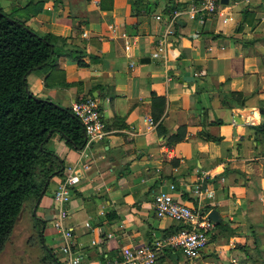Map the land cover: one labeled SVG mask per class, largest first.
<instances>
[{
	"label": "crops",
	"instance_id": "0c3cea01",
	"mask_svg": "<svg viewBox=\"0 0 264 264\" xmlns=\"http://www.w3.org/2000/svg\"><path fill=\"white\" fill-rule=\"evenodd\" d=\"M95 1L101 2L0 0L4 12L58 39L50 85L38 68L26 78L29 92L65 108L88 97L101 104L108 135L91 146L89 170L72 191L64 221L83 263L113 264L127 246L166 238L176 223L158 218L152 202L173 183L178 201L211 207L215 224L224 225L215 226L198 259L186 263L180 251L166 248L156 264H264V0H230L203 19L180 16L167 61L153 56L157 39L168 16L194 0H161L160 12L150 9L158 0H112L106 10ZM31 2L42 9L29 17L40 6ZM230 92L244 96L243 107L223 102ZM153 95L166 99L167 135L147 121ZM182 126L184 140L166 145ZM45 147L64 171L79 158L57 133ZM202 173L214 195L200 202L189 188ZM62 177L52 178L39 201L25 203L9 239L18 228L16 245L30 246L40 223L39 241L54 247L55 264L62 238L53 226L52 194Z\"/></svg>",
	"mask_w": 264,
	"mask_h": 264
},
{
	"label": "trees",
	"instance_id": "16d2710c",
	"mask_svg": "<svg viewBox=\"0 0 264 264\" xmlns=\"http://www.w3.org/2000/svg\"><path fill=\"white\" fill-rule=\"evenodd\" d=\"M100 3L106 10L111 7L112 0ZM39 5L29 17L41 11L42 4ZM57 41L50 33H36L25 20L7 14L0 7V254L25 203L37 201L52 178L64 174L63 161L45 147L50 137L57 133L76 150L85 143L83 126L72 108L37 98L28 90L26 78L38 68L46 73L50 85L56 67ZM62 85L68 86L63 82ZM244 101L241 93L230 92L228 100L223 102L243 107ZM165 108V97L153 95L151 119L160 135H167L162 123ZM186 132L185 126L179 127L176 133L167 136L166 145L183 141ZM205 137L210 138L207 134ZM210 211L211 207H203V212ZM223 225L215 224L217 227ZM180 228L176 224L170 234ZM38 234L42 236L40 229ZM188 262L191 260L186 259Z\"/></svg>",
	"mask_w": 264,
	"mask_h": 264
},
{
	"label": "built area",
	"instance_id": "2783aa9c",
	"mask_svg": "<svg viewBox=\"0 0 264 264\" xmlns=\"http://www.w3.org/2000/svg\"><path fill=\"white\" fill-rule=\"evenodd\" d=\"M237 1L250 2V0ZM94 3L98 6L100 2L95 1ZM221 3V0H197L190 3L185 9L173 11L168 16L165 31L157 39V50L153 54L154 58L167 61L168 48L171 38L175 36V27L180 16L185 14L190 20H195L198 17L203 19L206 16L213 15ZM156 18L160 19L159 16ZM228 21L231 22L233 19L229 18ZM72 110L83 126L85 143L78 150V160L64 171L63 177L52 194L53 210L56 211L53 226L62 238V243L57 249V253L61 256L60 264H84L83 254L78 250L73 240V229L68 228L64 221L69 215L68 207L72 199V191L89 170V162H85V160L88 157L90 158L91 146L95 142L104 140L108 135L101 104L97 98L88 97L75 102L72 105ZM147 121L150 127H156L151 118H148ZM208 179L209 175L202 173L189 188V192L200 202L214 195V190L208 183ZM175 192L177 190L173 183L168 186L167 190H159L153 195L152 206L158 218L170 219L179 224L181 228L161 241L145 246L125 247L120 258L115 260L113 264H156L159 253L166 248L180 251L189 260H196L200 257L202 251L210 243L211 235L215 229V222L209 218V213L203 212L201 204L188 206L184 202L178 201V198L174 196ZM85 227L90 232L96 230L89 222L85 223ZM108 237H111V235H108ZM92 244H96L95 241H92Z\"/></svg>",
	"mask_w": 264,
	"mask_h": 264
},
{
	"label": "rangeland",
	"instance_id": "374dc122",
	"mask_svg": "<svg viewBox=\"0 0 264 264\" xmlns=\"http://www.w3.org/2000/svg\"><path fill=\"white\" fill-rule=\"evenodd\" d=\"M158 2L160 4L158 7H150V9L155 12H160L164 5L161 3V0H158ZM86 161L88 160H85V162ZM34 224V227L37 228V231L39 229L42 231L40 223L36 222ZM15 235L16 237H13L11 241H9L6 250L0 256V264H55L54 259L51 257L49 252V249H54V247L45 248L47 243L45 241L43 244L41 241H39V234H36L35 238L30 237V246H27L28 242L26 240H23V243L19 241V244L16 245L17 240L21 236V234L18 233V228L15 231L14 236ZM24 243L27 244L23 245Z\"/></svg>",
	"mask_w": 264,
	"mask_h": 264
},
{
	"label": "water",
	"instance_id": "95a60500",
	"mask_svg": "<svg viewBox=\"0 0 264 264\" xmlns=\"http://www.w3.org/2000/svg\"><path fill=\"white\" fill-rule=\"evenodd\" d=\"M228 1L229 0H221V2L222 3H224V4H226V3H228ZM45 192V190L42 192V194ZM40 199V198H39ZM39 199H38V201H39ZM217 214H216V212H214V211H212V212H210V214H209V218L211 219V220H213L214 222H216V223H218V219H217Z\"/></svg>",
	"mask_w": 264,
	"mask_h": 264
}]
</instances>
